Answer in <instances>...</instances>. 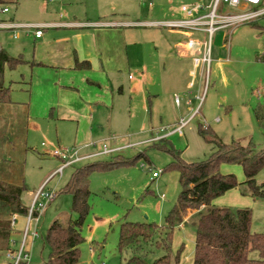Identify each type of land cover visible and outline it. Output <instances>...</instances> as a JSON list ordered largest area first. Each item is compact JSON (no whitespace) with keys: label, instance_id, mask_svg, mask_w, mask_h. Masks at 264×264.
I'll return each mask as SVG.
<instances>
[{"label":"rangeland","instance_id":"374dc122","mask_svg":"<svg viewBox=\"0 0 264 264\" xmlns=\"http://www.w3.org/2000/svg\"><path fill=\"white\" fill-rule=\"evenodd\" d=\"M41 1L7 0L6 4H0V22L11 17H15L21 24L33 21L31 18L38 13L33 7L41 6ZM148 1L153 2L151 7L147 6ZM209 2L210 0H145V3H140L139 0H118L111 18L114 16L121 22L176 20L183 17L180 12L182 5L191 3L206 5ZM2 7H7L9 13L3 14ZM72 8L79 7L72 5ZM227 9L229 12L236 11ZM256 22L261 29L245 23L215 32L210 41V63L207 69L199 63L196 69L189 66L186 72L177 75L169 71L166 62L165 71L153 77V90L159 95L156 102L151 105L152 116L147 118V127L149 129L152 127L153 131L161 128L170 130L180 120H187L181 133L172 134L165 143L175 150L183 162L205 160L214 152L215 142L224 144L234 142L241 146L251 143L258 150L264 149V122L258 123L254 117V109L258 105H263V102L256 100L252 94L255 90L254 84L258 81L264 83V65L262 66L264 16L258 18ZM121 29L129 31L127 33L141 31L138 34L146 44H149L147 47L150 49V56H156L159 50H162L161 45H156L157 37L168 39L178 37L170 36L167 30L160 28ZM18 36V40H13L10 31H0V46L10 57L30 61V41L25 40L21 33H18ZM193 39L200 42L208 41L206 34L194 35ZM228 42L229 53L223 48L220 49L219 58L223 62L217 66L214 53L216 46L221 47ZM164 51L162 52L168 53L165 47ZM128 75L135 77L130 71L125 79ZM28 80L29 68L25 64H19L14 69L4 68V85L10 87L11 91L10 103L0 104V179L18 183L23 178L26 190L21 196V203L26 208L31 205L40 187H43L44 194L55 195L51 202L46 203L43 214L36 222L35 228L40 237L31 240L28 236L23 246V250L29 255L26 264H47L49 247L44 243L46 230L56 220L66 225L68 221L77 219L76 214L71 211V196L63 192L71 173L86 163L111 162L117 155L75 163L61 173H56L61 161L52 157L50 152L58 147L70 145L62 138V132L54 124L32 119L27 125L26 108L23 104L28 100L25 84ZM175 97L178 98L179 105H175ZM155 104L161 112L160 118L152 113ZM200 125L209 127L211 132L201 135L198 132ZM137 126L132 124L131 131L137 130L139 128ZM123 132L128 133L129 129L124 127ZM134 140L136 138L128 140L133 148L119 155L122 161L132 160V164L105 171L96 168L89 175L90 210L79 229L83 241L78 246V264H125L131 251L130 249L121 253L117 251L120 224L138 222L160 226L164 222V216L177 200L180 193L178 173L165 169L172 157L153 144L139 146L132 143ZM222 169H229L230 172L227 173L234 175L239 182L244 180L240 166L222 165L220 170ZM156 172H159V176L153 179L151 175ZM256 182L264 183V169L257 174ZM237 192V202L246 204L244 207L252 210L251 231L264 234V198L252 200ZM38 202L45 203L42 198ZM219 206L237 207L221 204ZM13 223L8 250H0V264H13V261L7 258V253L16 252L20 247L26 216L16 215ZM194 240V231L191 227L178 226L174 229L171 250L172 253H176L183 246L180 264H191ZM143 249L145 261L148 263L164 254L161 249L148 245H143ZM250 256L255 259L258 257L255 251L251 252Z\"/></svg>","mask_w":264,"mask_h":264},{"label":"crops","instance_id":"0c3cea01","mask_svg":"<svg viewBox=\"0 0 264 264\" xmlns=\"http://www.w3.org/2000/svg\"><path fill=\"white\" fill-rule=\"evenodd\" d=\"M139 2L145 3V0ZM117 4L118 0H42L41 6L33 7L38 12L31 18L34 20L27 23L38 25L41 36L36 38L32 32L18 31L31 45L30 61L22 63L29 68V80L24 82L28 100L23 104L27 125L32 119L54 124L70 145L67 147L75 148L80 156L87 157L82 161L107 156L101 154L103 144L118 148L112 155L119 156L133 148L128 143L132 138H136L132 143L139 146L158 142L151 140L163 135L162 128L153 131L152 127H147V118L152 116L151 105L159 95L153 90V77L165 71L166 62L169 71L177 75L186 72L189 66L196 69L201 62L194 64L193 59H200L204 52V42L193 39V36L205 33L167 30L170 36L178 37L168 39L159 35L155 42L162 50L156 56H150L149 44L138 34L141 31L127 33L129 31L121 29L140 26L129 27L133 22L111 18ZM72 5L79 8L73 9ZM8 13L9 10L3 14ZM1 22L21 24L15 17ZM249 24L261 29L256 20ZM18 33L16 38L11 33V38L18 40ZM228 43L216 46L217 66L223 62L219 58L220 49L229 53ZM0 49L5 51L1 46ZM262 63L263 66V60ZM78 64L82 67L79 68ZM130 71L135 77L128 75L125 79ZM256 84L254 89L264 83L258 81ZM153 112L161 117L156 104L152 107ZM132 124L139 128L131 131ZM124 127L129 129L128 133L123 132ZM221 171L230 172L229 169ZM237 194L236 190L228 191L214 203L244 207L246 204L237 202Z\"/></svg>","mask_w":264,"mask_h":264},{"label":"trees","instance_id":"16d2710c","mask_svg":"<svg viewBox=\"0 0 264 264\" xmlns=\"http://www.w3.org/2000/svg\"><path fill=\"white\" fill-rule=\"evenodd\" d=\"M4 0H0V4ZM24 63L20 58L10 57L0 49V104L10 103V87L4 85L3 71L14 69ZM79 68L82 64L77 65ZM258 123L264 122V107L254 109ZM201 135L210 133L209 127L199 126ZM166 139L152 143L154 147L168 153L172 160L165 169L178 173L180 193L175 204L164 216L162 225L154 223L122 222L119 226L117 251L130 249L131 255L125 264H180L183 246L172 253L174 229L189 226L194 231L192 264H264V234L251 231L252 210L247 207L219 206L214 201L231 190L252 200L264 198V183H257V174L264 169V149L258 150L249 143L224 144L215 142V150L205 160L185 163L173 148L165 145ZM133 161H122L115 156L111 162L86 163L73 170L63 188L72 198L71 211L77 216L66 225L57 220L46 230L44 243L49 247L47 264H78L79 249L83 238L80 226L88 214L90 173L110 170ZM222 165L241 167L244 180L239 182L232 174L221 173ZM26 190L23 178L18 182L0 179V250H8L12 221L15 215H26L27 208L21 203ZM55 196V195H54ZM143 245L161 249L163 256L146 262ZM258 257L252 258L251 252ZM18 264H26L21 261Z\"/></svg>","mask_w":264,"mask_h":264},{"label":"built area","instance_id":"2783aa9c","mask_svg":"<svg viewBox=\"0 0 264 264\" xmlns=\"http://www.w3.org/2000/svg\"><path fill=\"white\" fill-rule=\"evenodd\" d=\"M144 1V0H139ZM148 6L153 5L152 1H148ZM235 9V12H229L228 9ZM2 13H7V7L1 8ZM180 12L183 17L176 20H162L150 22H133L131 25L140 27L160 28L169 31L181 32H203L208 36V41L203 43V55L200 59H193L194 64L203 63L205 68H208L210 63V41L215 32L227 30L241 24L251 23L260 17L264 16V0H210L208 4L191 3L184 4L180 7ZM0 30L10 31L12 37L16 38L18 31L32 32L36 38L42 34V30L38 25L34 24H17L13 22H1ZM254 96L258 101L263 102L264 107V84L254 90ZM174 102L179 104V100L175 97ZM187 120H180L172 129L162 128L160 131L163 135L156 137L151 141H159L170 134L181 133ZM118 148H110L106 144L101 146V154L112 155L117 152ZM52 157L61 161V165L56 173H61L65 168L84 160L87 157H82L75 148L58 147L50 152ZM159 176V172L152 173V178ZM42 198L45 203H40L38 200ZM54 194L43 193V187L35 193L31 205L27 208L26 223L22 231V241L16 252H8L7 258L13 261V264H18L21 261L27 262L29 255L23 250L24 242L28 236L32 240L40 237L36 230V222L41 214H43L46 203L51 202ZM163 198V196H162ZM14 218L12 221V225ZM34 223V226H33ZM103 264V263H102Z\"/></svg>","mask_w":264,"mask_h":264}]
</instances>
